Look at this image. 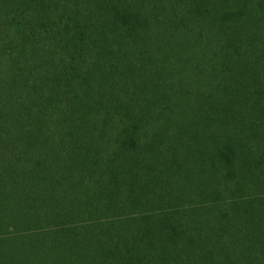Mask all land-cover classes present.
I'll list each match as a JSON object with an SVG mask.
<instances>
[{"label":"trees","instance_id":"obj_1","mask_svg":"<svg viewBox=\"0 0 264 264\" xmlns=\"http://www.w3.org/2000/svg\"><path fill=\"white\" fill-rule=\"evenodd\" d=\"M0 264H264V0H0Z\"/></svg>","mask_w":264,"mask_h":264}]
</instances>
